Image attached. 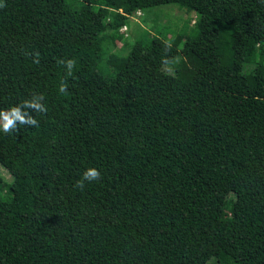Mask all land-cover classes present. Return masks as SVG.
<instances>
[{
	"label": "trees",
	"instance_id": "1",
	"mask_svg": "<svg viewBox=\"0 0 264 264\" xmlns=\"http://www.w3.org/2000/svg\"><path fill=\"white\" fill-rule=\"evenodd\" d=\"M170 3L201 31L144 29L101 73L105 32ZM40 94L0 131V264H264V0H0V110Z\"/></svg>",
	"mask_w": 264,
	"mask_h": 264
},
{
	"label": "rangeland",
	"instance_id": "2",
	"mask_svg": "<svg viewBox=\"0 0 264 264\" xmlns=\"http://www.w3.org/2000/svg\"><path fill=\"white\" fill-rule=\"evenodd\" d=\"M117 21L119 20L116 19ZM202 27L203 24L193 12H189L177 4L170 3L148 8L140 14H134L131 17L125 32L120 31V29H109L105 32L106 38L102 44L103 60L100 62L98 68L101 73L111 75L113 67L107 61L109 54H116V57L126 55L134 42L146 40L147 34L144 29L152 28L171 37L183 30L190 34H195L201 31ZM175 63H177V60L169 65H165L164 70L171 72ZM0 174L5 179L3 193L7 195L8 207L13 211L17 204V195L10 183L11 176L1 167ZM200 202L216 215H221L224 218L230 216L229 212L220 207L219 203L214 199L202 198ZM209 263L213 264V260L211 259Z\"/></svg>",
	"mask_w": 264,
	"mask_h": 264
},
{
	"label": "clouds",
	"instance_id": "3",
	"mask_svg": "<svg viewBox=\"0 0 264 264\" xmlns=\"http://www.w3.org/2000/svg\"><path fill=\"white\" fill-rule=\"evenodd\" d=\"M38 62V61H36ZM58 63L66 67V75L71 76L75 67V60H59ZM58 91L63 94L67 91L66 82L61 81ZM44 100L43 94L33 95L31 99H26L22 103L12 106L6 110H0V131L7 134L16 132L18 125L38 127V121L32 115L35 113L46 114L48 109L42 103ZM100 177V172L96 168H87L80 179L75 182L74 187L83 189L85 182H92Z\"/></svg>",
	"mask_w": 264,
	"mask_h": 264
},
{
	"label": "built area",
	"instance_id": "4",
	"mask_svg": "<svg viewBox=\"0 0 264 264\" xmlns=\"http://www.w3.org/2000/svg\"><path fill=\"white\" fill-rule=\"evenodd\" d=\"M141 12L140 11H137L136 12V14H140ZM127 30V28H126V26L125 25H123L121 28H120V31H122V32H125ZM125 35H126V33H125Z\"/></svg>",
	"mask_w": 264,
	"mask_h": 264
}]
</instances>
